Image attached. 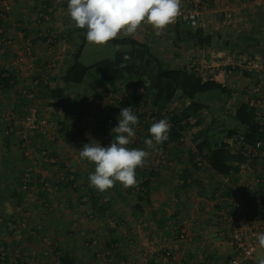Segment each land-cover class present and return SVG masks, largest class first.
I'll return each mask as SVG.
<instances>
[{"label":"crops","instance_id":"0c3cea01","mask_svg":"<svg viewBox=\"0 0 264 264\" xmlns=\"http://www.w3.org/2000/svg\"><path fill=\"white\" fill-rule=\"evenodd\" d=\"M58 1H52V6L45 12L37 0H13L11 10L3 16L0 15V70L8 72L9 77L8 82L1 81L6 84L0 85V107L11 110L16 115L26 114L36 108L38 115L54 119L56 123L52 132L55 134V141L49 140L45 134L28 132L34 151L48 148L56 158L51 164L41 161L35 164L34 158L37 159V155L33 154L34 152L31 157L22 153L20 128L15 127L7 134L4 132L3 122L0 121V243L7 251L4 263L0 264H63V256H69L75 264H108L102 263L96 257L95 247L92 245L94 237L99 240L96 248L114 246L118 251V258L123 259L124 264H169L163 259L165 248H170L177 254L178 260L173 264H228L231 259L239 256L233 243L234 232L229 221L221 213L223 205L212 204L210 200L224 185V175L214 172L206 162L198 161L197 138L179 140L180 142L171 140L167 144L172 163L181 165L188 176L189 180H186L183 186L178 185L177 174L171 166H165L155 173L157 163L150 155L146 166L136 170L137 187L124 189L117 183L104 193L89 187L88 177L94 172V165L82 160L79 151L87 143L108 146L115 136L111 130L118 126L120 111L118 104L105 110L95 102V97H102L104 92L112 90L111 85L90 80V76L79 85L64 83V72L72 63L73 54L80 45V31L86 29L76 28L67 10L55 8ZM1 2L2 0L0 6ZM62 2L67 6V0ZM221 2L231 3L233 9L241 4L249 12L254 10V5L249 0ZM205 3L201 0V5ZM256 6L262 13L259 12L253 17L264 18V4ZM232 13H223L226 21L232 19ZM202 17L203 14L200 18ZM179 21L180 17L166 29L175 33L176 45L169 52L174 64L172 67L202 66L198 65L201 63L198 59L199 51L207 52L212 57L209 63L203 65L209 68L208 76L222 83L229 80L233 85L228 87V96L234 100V105L229 111L231 115L240 102L246 101L250 104L252 98H264V80L248 71L231 70L229 66L221 64L230 56L213 37L212 44L203 49L197 45L196 47L194 42L176 39L177 32H182L180 29L184 26ZM263 22L261 31L264 35ZM141 29L152 34L157 33L149 25H144ZM216 32L225 36V43L231 47L238 46L242 38H246L248 43L253 45L259 41L260 46L264 47V36L255 37L252 29L237 28L235 33L238 34L234 42H231V36L228 35L232 31L222 29ZM48 37L52 40L51 44L46 40ZM132 37L140 39L136 34ZM145 41L151 44L150 40ZM190 45L195 47L192 55L197 54V57L191 56ZM247 47L246 51L252 45ZM28 48L31 54L28 53ZM246 54H259L264 58L262 51ZM162 60L169 65L164 58ZM49 61H54L55 66L49 74L48 83H45L43 77ZM222 67L227 69V74L221 72ZM36 79H40V82L36 83ZM126 80L133 79L128 76ZM258 81H261V89L257 93L253 88ZM79 86L83 87L82 100L85 101L84 107L81 106L76 117L71 112L72 106L68 98L70 90ZM58 88L64 90H58L60 96L57 97L54 90ZM187 104L188 100L178 96L170 103L176 111H181ZM258 109L264 118V102L259 104ZM140 110L145 114L139 113V123L135 126L136 135L129 147L146 149L144 141L150 136L149 128L156 122H148L145 118L153 111L149 98ZM225 116L226 114L220 111V119ZM164 118L167 117H160ZM212 120L214 119L210 121ZM109 121L113 126L106 128L105 122ZM198 121L200 120L196 117L191 118L193 132L201 135L208 126H203ZM232 124L233 120L229 125L220 120L218 127H230ZM228 138L226 135L223 140ZM234 149L231 151L235 153ZM246 161L247 159L239 163L233 162L231 184L225 185L228 187L223 194V201L227 206H231L233 198L241 200L251 208L256 205L254 194L247 186L252 182V174L242 167V163ZM263 161L264 153L253 162L257 165L256 171L259 174L260 181L257 185L260 194H264ZM65 162H69L74 169L77 186L66 181L61 183L53 194L46 192L40 183L41 177L48 181L55 180L66 170ZM28 166H34L35 175L30 181L29 191H26L21 184V178ZM142 183L147 187L146 190L140 188ZM144 191H147V196ZM27 192H31V196ZM83 193H87L90 199L85 206H80L79 197ZM173 197L177 200L173 201ZM42 199L48 200L50 204L56 201L57 205L53 208L46 207V204L41 202ZM88 210L92 211L93 217L86 215ZM13 217L26 223L25 229L17 228L24 236L21 239L16 237V232L8 230ZM262 219L263 217H259L255 220V225H261ZM176 226L186 229L187 239L178 238ZM260 248L256 250V255ZM40 257L43 258L39 261ZM245 264L258 263L253 258Z\"/></svg>","mask_w":264,"mask_h":264},{"label":"trees","instance_id":"16d2710c","mask_svg":"<svg viewBox=\"0 0 264 264\" xmlns=\"http://www.w3.org/2000/svg\"><path fill=\"white\" fill-rule=\"evenodd\" d=\"M38 1L40 8L46 12L52 6V1L54 0ZM179 22L186 25L181 19ZM186 26H188L187 30L180 32L181 35L178 33L179 31L177 32L176 39L181 38L186 42H194L200 49L212 44L213 35L205 31L204 27ZM80 32V45L73 54L72 63L64 72V83L66 85H79L84 82L87 76H90V80L94 79L96 82L111 85L112 90L108 91H118L122 82L142 86L144 91L137 90L122 93V97L117 103L119 111L123 107H132L135 114L139 116L141 112L139 108L149 98L153 106V111L150 113L152 120H148V122L158 121L160 117L166 116L171 124L169 139L164 142L167 147L168 142L171 140L179 141V138L185 130L193 128L191 118L197 117L199 111L206 107V103L202 101L201 95H207L211 91H218L220 94H229V88L224 86L221 81L215 80L210 76L204 78L199 71H195L191 67H170L166 65L162 58L153 51L149 42L132 36L120 35L118 38L110 41L116 46L125 47L124 49H116L112 58L101 59L86 65L80 59L83 49L88 44L85 39L86 30ZM48 39L51 38L48 37L46 40L48 41ZM262 54L264 56V47ZM125 55L130 56L131 61L127 62L128 66L126 68H120L119 64ZM128 76L133 80H126ZM3 80L5 82L9 81L8 72L0 70V83ZM2 84L6 83L3 82L0 85ZM58 90L63 91L64 88L54 90L57 94L55 96L57 97L60 96ZM176 96L188 100V104L181 111L171 109L169 113L163 114L164 109L170 105ZM257 111V108L248 102H240L234 114L231 115L233 120L232 126L223 128L224 136L232 137L242 132L245 135L247 143L255 144L258 141L264 142V126L260 122ZM141 114L144 115L145 113L141 112ZM198 122L200 123V121ZM212 123L214 125L215 121ZM109 125V128H111L113 123L109 121ZM194 138L199 140L197 142V150L201 162H206L219 175L230 174L234 168V161L239 163L247 159L241 153H234L229 148L224 147L226 144L223 138L220 140L214 139L211 133V127H208L201 135L194 133ZM220 141L223 142V146L219 147L218 143ZM261 149L264 153V146ZM143 185L145 186V184ZM144 195L147 196V191H144ZM13 218L10 222H12ZM117 252L115 251L116 255ZM118 260L120 259L118 258ZM62 261L63 264H75L74 260L72 258L70 259L69 256H63Z\"/></svg>","mask_w":264,"mask_h":264},{"label":"built area","instance_id":"2783aa9c","mask_svg":"<svg viewBox=\"0 0 264 264\" xmlns=\"http://www.w3.org/2000/svg\"><path fill=\"white\" fill-rule=\"evenodd\" d=\"M213 2V4L218 5L221 3L222 0H210ZM253 4H264V0H249ZM12 2L13 0H2L1 6H0V15H4L6 12L11 10L12 8ZM182 0V10L181 15L179 16L180 19L189 26L195 27L198 25L200 21V17L202 15V8H206L207 5H201V0H193L189 4L183 3ZM248 2V1H247ZM246 3V2H245ZM247 4V3H246ZM223 11L224 12H231L234 11L233 7L230 3H224L223 4ZM42 14V12H40ZM48 43L51 44L52 40L48 39ZM28 53L31 54V50L28 48ZM34 57L32 56V59ZM223 65L229 66L231 70H243L248 71L250 73L255 74L256 76L261 77V80H264V58H262L259 54H241L238 55L237 58H227L224 61H222ZM55 66L54 61H49L46 65L47 72L43 77V80L45 83H48L49 74L53 71ZM195 71H199L204 78L209 77L208 75L203 74L200 71L199 66H192ZM214 78V77H211ZM36 83L40 82V79L35 80ZM226 87H232V83H222ZM261 89V81H258L256 85L253 88L254 92H259ZM144 91V88L142 86H135L134 83H125L122 82L120 84L119 90L116 92L113 91H106L104 92L103 96L101 97H95V102L98 105L102 106V109L109 110L111 109L112 105H116L118 101L122 97V93L124 92H134V91ZM264 102L263 99H256L252 98L250 100V105H253L257 108L258 117L260 119L261 124L264 126V118L261 116L260 111L258 109L259 104H262ZM0 121L4 124V132L9 133L11 132L15 127L20 128V144L22 148V153L26 157H31L32 153L37 155V159L34 158V163H38V161L45 163V164H51L56 161V158L52 156L51 151L48 148H42L39 151H34V147L32 146V142L30 138L28 137L29 131H36L42 134H45L49 140L55 141V134L52 133L56 127V123L54 119H51L49 117L40 116L38 115L37 109L32 108L28 113L23 115H16L13 111L3 109L0 107ZM138 109V108H136ZM135 109V111H136ZM140 109V108H139ZM173 109L171 105L167 106L163 114L169 113V111ZM146 120H152L151 114L146 115ZM193 124L195 122L193 121ZM106 128L109 127V122H105ZM194 126L192 129L185 130L183 132V135L179 138L180 141H186L187 139H192L194 137ZM151 138V135L148 139ZM261 142V141H258ZM226 145L224 147L229 148L230 150L234 149L236 152L241 153L247 158V161L242 163V167L246 169L247 171L251 172V183L247 184L250 192L254 194V203L256 204L254 208H251L247 205H245L241 200H238L237 198H233L231 201V206H227L223 200H225L224 197V190L230 186L232 176L230 174L224 175V185L222 188H220L218 191H216L212 197H210V200L212 204H220L223 205V210L221 211L223 217H225L230 225L232 226L234 236H233V243L236 246V249L238 251L239 256L231 259L228 264H245L247 260L253 259L256 263H258L259 259L262 258L258 255H256V250L259 247L258 241L256 238L257 233H264V194L258 193V185L257 183L259 180V174L256 171V166L254 165V161L257 157L263 154V151L260 148H257V142L255 144H250L246 142V138L244 133L240 132L236 135L229 137L224 142ZM218 146H223V142H219ZM134 147V146H133ZM159 148H162L161 151H152L151 155L154 157L156 163H157V170L162 169L165 166H171L174 170V172L177 174L178 177V185L183 186L186 183V180L188 179V176L186 175V172L184 168L181 165L173 164L170 157H169V151L168 147L163 143V145L158 146ZM139 148V147H136ZM36 150V149H35ZM201 161L200 157H198V161ZM264 163V161H263ZM65 171H63L58 177L55 178L53 181L46 180L45 177H41L40 183L43 186V189L53 194L56 189L60 186L61 183L68 181H71L73 186H77V179L76 176L73 174L74 169L71 167L69 162H65ZM35 175L34 166H28L21 178L22 186L27 191L30 188V181ZM225 185H228L225 187ZM142 190H146L147 187L144 185H141L140 187ZM264 190V187H263ZM29 191V190H28ZM28 193V192H27ZM29 196H31V192L28 193ZM90 197L87 193H83L79 197V203L80 206H85ZM177 198L173 197V201H176ZM41 202L46 204V207L53 208L57 205V202L54 201L52 204L48 200H41ZM86 215L88 217H93V213L91 210L86 211ZM259 217H263L261 225H255V220H257ZM20 227L21 229L26 228L25 221H20L16 218H13L12 222L8 225L9 232H16V237L18 239H21L23 236L21 231H18L17 228ZM178 231V238L179 239H187V232L185 228H179L175 227ZM17 230V231H16ZM99 240L98 238L94 237L92 239V245L95 247V253L96 257L101 260L102 263H108V264H124L125 261L123 259L118 260L117 255L115 253L116 249L113 247L105 248L104 246L98 247ZM264 249V248H263ZM7 257V251L5 249V246L3 244H0V262L4 263L5 259ZM163 259L165 262L169 264H173L178 260L177 254L170 248H165L163 250Z\"/></svg>","mask_w":264,"mask_h":264},{"label":"clouds","instance_id":"9594fccd","mask_svg":"<svg viewBox=\"0 0 264 264\" xmlns=\"http://www.w3.org/2000/svg\"><path fill=\"white\" fill-rule=\"evenodd\" d=\"M181 10L182 0H67L70 20L76 28L86 29V41L97 46H105L121 34L133 36L144 25L159 34L175 23ZM129 61L131 57L125 55L119 67L126 68ZM138 123L132 107H123L118 126L111 130L115 136L108 146L83 145L80 158L94 165V172L88 177L89 187L104 193L117 183L124 189L138 186L136 170L146 166L152 151L162 152L158 146L169 139L171 130L168 119H160L149 128L151 138L144 141L146 149L129 147ZM262 146L264 142H257V148ZM256 238L259 247L264 248V233H257ZM258 264H264V258H260Z\"/></svg>","mask_w":264,"mask_h":264},{"label":"rangeland","instance_id":"374dc122","mask_svg":"<svg viewBox=\"0 0 264 264\" xmlns=\"http://www.w3.org/2000/svg\"><path fill=\"white\" fill-rule=\"evenodd\" d=\"M186 5L189 4L190 2H192L193 0H183ZM204 2H206L207 7L206 8H202V14L203 17L200 18V21L198 23L197 26H202L204 27L205 31L210 32L213 35V39L216 42H220V44L222 45V48H224L223 50L225 52H227V54H229L228 58H237L239 54H246L247 52H258V51H262L263 46H260L259 41H256L255 45L248 43V40L246 38H242L239 40V44L238 46L235 47H231L230 44H226L225 43V36L223 35H218L217 32L215 33V31H222V29H226V30H230L232 31L231 34H228L231 36V42H234L235 38H236V34L235 30L237 28H241V29H252L253 35L255 34V37H263V32L261 31L263 28L262 27V21H264L263 17L260 16V19L253 17L255 14L257 15L259 12H261V9H257L256 4L254 5V10H252V12H249L246 7H242L241 4L236 6V9L233 11L231 16V20L230 21H226V17L223 13H225L223 11V4L224 3H219L218 5L213 4L212 2H209L207 0H202ZM59 3V4H58ZM57 3L58 7H56L57 5H55V8L57 9H65L67 10V6H65V2L63 4L62 0H59ZM231 4V3H230ZM252 6V5H251ZM240 7V8H239ZM254 11V12H253ZM254 13V14H253ZM227 15V14H226ZM264 15V13H263ZM228 17V16H227ZM248 17V18H246ZM264 23V22H263ZM196 26V27H197ZM186 25L181 27V31H186L187 30ZM167 29V28H166ZM163 30L161 33L157 34V33H150V32H146L145 30H138V32L136 33V35L142 39V40H150L151 41V46L153 48V51L160 55L162 58H164L166 60V63L169 64L170 67L174 66L172 59L170 58V54L169 52H171L176 45L175 42V33L171 32V31H166ZM165 31V32H164ZM261 33V34H260ZM260 34V35H257ZM239 36V35H238ZM76 39V36H75ZM239 39V37H238ZM248 45H252L251 48H249L248 51H246V49H248ZM196 46V44H195ZM197 47V46H196ZM208 47V46H207ZM124 46H116L114 44H112L111 42H109L107 45L105 46H97V45H93V44H87L86 48L84 49L83 53H82V57H81V61L84 64H92L96 61H99L101 59H106V58H112L115 54L116 49H124ZM190 54L192 57H197V54L194 56L192 55L195 49L194 46L190 45ZM219 48V47H218ZM226 49V50H225ZM199 57L198 59L200 60L201 63H198V65H202L199 66L200 67V71L202 73H205V75H208V67H204L203 65H206L207 63L210 62V60L212 59V57L207 53V52H201L199 51ZM224 52V53H225ZM226 54V53H225ZM209 55V56H208ZM172 57V56H171ZM227 59V58H226ZM240 70V69H238ZM241 71V70H240ZM221 72L224 74H227L228 71L227 69H225L224 67L221 68ZM230 79V78H228ZM229 80H226V83H228ZM89 83H87L88 85ZM82 86L79 87H73L70 90V96L68 98V101L70 103V105L72 106L71 108V112L72 114L78 115V111L79 109H81V106L84 107V101L82 100ZM85 89V88H84ZM89 95V93H88ZM205 95V96H204ZM201 95V99L203 102L206 103V107L202 108L198 115H197V119L200 120V123L203 126H208L211 127V133L214 139L220 140V139H224V133H223V128L218 127L219 126V122L221 121H226V123L229 125L231 124V112L230 109L232 108V106L234 105L232 103L233 98H229V96L227 94H220L218 91H211V93L209 94H204ZM231 101V102H230ZM212 107V108H211ZM220 111L224 112L226 114V116L224 117V119H220L219 115H220ZM215 118V119H214ZM211 119L215 121V124L213 125V123L210 121ZM260 254V255H258ZM258 256L264 258V249L260 248V250L258 251ZM41 256V254H40ZM43 257L39 258V261L42 259Z\"/></svg>","mask_w":264,"mask_h":264}]
</instances>
